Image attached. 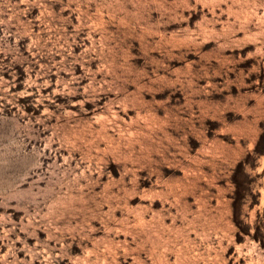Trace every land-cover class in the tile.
Wrapping results in <instances>:
<instances>
[{
    "label": "rangeland",
    "instance_id": "374dc122",
    "mask_svg": "<svg viewBox=\"0 0 264 264\" xmlns=\"http://www.w3.org/2000/svg\"><path fill=\"white\" fill-rule=\"evenodd\" d=\"M0 264H264V0H0Z\"/></svg>",
    "mask_w": 264,
    "mask_h": 264
}]
</instances>
